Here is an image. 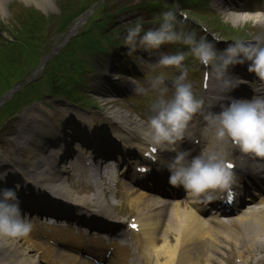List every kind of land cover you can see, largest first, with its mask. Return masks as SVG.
<instances>
[{
  "label": "clouds",
  "instance_id": "9594fccd",
  "mask_svg": "<svg viewBox=\"0 0 264 264\" xmlns=\"http://www.w3.org/2000/svg\"><path fill=\"white\" fill-rule=\"evenodd\" d=\"M223 13L224 21L231 23L229 17L236 14V10L225 9ZM240 15L259 16L257 22L264 23V12ZM172 44L187 46L188 51H163L164 46ZM121 46L127 49L128 58H136L134 63H149L137 53L150 56L158 52V58L152 63L179 70L171 88L163 74L150 80V89L158 95L151 105L152 115L141 133L146 144L175 153L165 165L170 185L182 188L193 197L210 200L209 193L224 192L234 183L226 153L202 151L193 156L188 150L177 149V145L184 141V133L193 114L203 107V100L194 95L188 81V67L184 62L189 55L207 66L221 87L218 97L220 111H210L205 117L215 128L216 140L230 143L242 154L264 158V94H256L251 99L229 95L244 83L242 78L230 73V69L237 65L247 64V71L264 81V37L258 36L248 42L236 41L224 49H217L205 37L197 38L195 33L184 31L178 8H169L159 13L155 27L145 28L140 19L131 23L123 34ZM113 78L120 79L121 76L117 74ZM134 91L144 93L146 88L136 86ZM5 179L6 174H0V181ZM32 227L31 221L21 211L17 187L0 188V239L25 237Z\"/></svg>",
  "mask_w": 264,
  "mask_h": 264
},
{
  "label": "bare ground",
  "instance_id": "6f19581e",
  "mask_svg": "<svg viewBox=\"0 0 264 264\" xmlns=\"http://www.w3.org/2000/svg\"><path fill=\"white\" fill-rule=\"evenodd\" d=\"M31 1V0H26ZM35 1V0H33ZM234 20H239V18L233 17ZM112 114L118 115L121 121H127L129 124H135L137 126H142L141 123L135 120L132 116H127L124 113H120L119 111H113ZM32 118V117H31ZM30 118V120H31ZM38 134L35 135V138L42 140L45 138L47 134H50V128L47 129L45 125H37ZM137 129V137L140 134L139 145L145 147L146 143L142 138L141 133H139V127L135 126ZM186 131V130H185ZM193 133L190 131L188 134ZM194 138H198V135H194ZM201 139V137H199ZM206 140V138H204ZM202 139L201 141L204 142ZM214 141L213 138L209 139ZM184 139V146L187 150L191 151L192 145ZM161 150V149H160ZM165 152V156H168L171 151L163 150ZM173 153V151L171 152ZM174 156V153H173ZM33 163L39 162L37 159H32ZM55 162H53L54 165ZM34 165V164H32ZM241 168L244 170L247 176H255L259 175L261 170V166L259 162L254 159H248L246 162L241 165ZM53 189L56 188L61 189V185L53 184ZM71 193L66 192L65 196L69 197ZM74 197V195L72 196ZM141 198L145 197H136V202H141ZM84 202V200H82ZM137 213L140 214L142 218V225L153 235L154 228L151 223H148L149 220L153 222H157L158 215L162 216L164 219L166 218L165 227L162 231V235L160 240H162L160 246H150L143 253L146 254L144 256L147 258L148 264H231V256L235 255L233 248L238 247L239 243H241L240 236H238L235 232L231 231L227 225L222 224L218 221L214 222H203L200 218L198 219L191 211L180 210L176 208V215L173 218L172 222H169V218L165 212V205L157 211L158 215H154L152 210L155 207H150L146 205V202L143 206H138ZM173 207V206H172ZM171 207V208H172ZM186 209V208H184ZM156 211V210H155ZM184 215L181 218L180 215ZM252 218V220L256 221L258 224V230L264 237V209L259 212L256 211H247L243 216H241L237 221L242 223H247ZM161 219V218H159ZM161 223V221H159ZM154 227L158 225L153 224ZM208 230L210 241H211V253L209 256L205 257L206 249V232ZM259 234V233H257ZM170 236L174 238L175 243H172L170 240ZM31 240L27 241L26 245H23L20 241V238H9V239H0V259H3L5 255L9 252L17 258L15 264H42L45 263V260L49 257L51 259H60L62 253L45 245L43 242H33L30 243ZM37 246V247H36ZM249 252L252 251L249 249ZM36 252L37 256H34L33 253ZM67 259H71V257H67L65 260H61V264H66ZM176 259H178L176 261ZM176 261V262H175ZM7 264V263H6Z\"/></svg>",
  "mask_w": 264,
  "mask_h": 264
},
{
  "label": "rangeland",
  "instance_id": "374dc122",
  "mask_svg": "<svg viewBox=\"0 0 264 264\" xmlns=\"http://www.w3.org/2000/svg\"><path fill=\"white\" fill-rule=\"evenodd\" d=\"M21 1H23V0H21ZM21 1L19 0V4H22ZM59 1L57 2L58 4L55 3V0H45V1L44 0H35V2L37 4L35 2L34 3L28 2L32 6L35 5L36 7L41 8V9L44 8V10H46L50 14V16L52 17V24L50 26L48 25L49 27L46 26V27H48V30L46 28V31H47L46 32V37H47L46 38L47 39L46 41H50V39H51V44L50 45H47V48L48 49L49 48L51 49V48L56 47L58 45L57 42L55 40H52V39H54L56 37V34L55 33L58 32V30H57L58 23H57V21L56 22H54V21L56 20L55 18L60 17V14H61ZM68 1L70 3H73L74 0H68ZM115 1H116L115 3L119 4V6H120V4H123V2H124V0H115ZM92 7L90 9H88V12H87L88 14L91 12ZM20 8L23 9V7H20ZM118 107H120V106H118ZM4 263H7V264L9 263L10 264V260L8 258H6V256H5V260H0V264H4ZM11 264H14V263H11ZM251 264H264V260L261 261V262H259V263H255V262H252L251 261Z\"/></svg>",
  "mask_w": 264,
  "mask_h": 264
},
{
  "label": "snow or ice",
  "instance_id": "6c2138e0",
  "mask_svg": "<svg viewBox=\"0 0 264 264\" xmlns=\"http://www.w3.org/2000/svg\"><path fill=\"white\" fill-rule=\"evenodd\" d=\"M152 151H153V152H155L156 150H155V149H152ZM227 166H228L229 168H231V167H232V165H231V164H228ZM135 227H136V225H133V228H135Z\"/></svg>",
  "mask_w": 264,
  "mask_h": 264
}]
</instances>
